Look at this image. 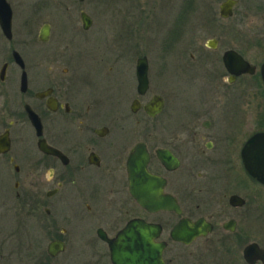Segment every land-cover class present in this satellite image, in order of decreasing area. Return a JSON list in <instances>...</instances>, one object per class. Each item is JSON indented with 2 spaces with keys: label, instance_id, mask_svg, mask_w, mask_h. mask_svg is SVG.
Returning a JSON list of instances; mask_svg holds the SVG:
<instances>
[{
  "label": "flooded vegetation",
  "instance_id": "1",
  "mask_svg": "<svg viewBox=\"0 0 264 264\" xmlns=\"http://www.w3.org/2000/svg\"><path fill=\"white\" fill-rule=\"evenodd\" d=\"M195 3L155 19L167 38L194 28ZM153 5L0 0V263L15 242L19 263L264 264V183L242 155L264 115L224 114L221 39L187 60L133 46ZM93 27L126 46L75 52Z\"/></svg>",
  "mask_w": 264,
  "mask_h": 264
},
{
  "label": "rangeland",
  "instance_id": "2",
  "mask_svg": "<svg viewBox=\"0 0 264 264\" xmlns=\"http://www.w3.org/2000/svg\"><path fill=\"white\" fill-rule=\"evenodd\" d=\"M222 1L223 0H196L192 16L194 28H188L187 32L182 31L184 33L183 35L181 33L178 37L169 39L164 32L167 27V17L170 14H176L178 9L183 8L184 0H173V3H170V1L168 2V0H153L154 5L152 8L156 11H152L153 13L148 11V13H146V15H148V17H146V26L150 33L143 38L139 37L137 40H133L132 44L133 46H140L141 49V42L143 41V46H146L148 52L160 47L173 46L176 49L174 52H178L175 56L179 57L183 54L182 59L184 60V58H186L187 60L189 59V53L187 51L191 46H194L193 43H196L197 46H201L202 48H206L205 46L208 39L213 37L221 39L224 41L222 44L224 51L227 49H235L243 54L245 59H248L258 66L256 74L252 76H240L233 83L228 82L227 79L229 74L224 66V114H258L262 117L264 115V84L260 74V66L264 62V0H240L239 4L236 5L234 9V15L223 19H210V15H212L213 12L219 16V10L221 9L220 4ZM128 4L129 3L126 2L125 4L120 3L119 5L122 8H126ZM85 7L89 8L88 3H86ZM185 8L187 9V7ZM39 13L40 15L36 23L41 19H45L47 10ZM111 16H108L109 19ZM157 17L160 19L158 21L164 23L163 25L166 24L164 30L161 29L158 22H155ZM181 20L182 16L180 18V21ZM22 25V23H19V28L24 30ZM106 32L107 34L101 35L102 33H100L98 27H93L89 32L81 35V44L75 46V52H80V50L82 51L83 49L84 51H89L91 54L97 53L98 43L95 42L97 40H101L102 44L108 40L114 43L116 41L114 46L111 44L109 45L113 47L126 46V43L120 39H117L118 41L116 39H114L115 41L112 40V38L115 37V30L113 28L112 30L108 28ZM221 47L220 49L222 50L219 52L220 56L223 52V48ZM155 52L156 51H153L152 53L154 54ZM36 57H39V51L36 53ZM87 57V54L84 55V68L94 69V65L92 64L93 60ZM94 77L97 79L96 75ZM166 85L168 86V84ZM174 87L177 88L175 84ZM180 99H182V96H180ZM261 202L264 204V195L261 196L260 203ZM9 223L8 221L7 224ZM14 245H16L15 242L5 245L4 251L2 252L4 254V262L0 264H14L17 262L13 261L15 255H13L12 258H8V254H12ZM17 264L33 263L26 260L25 263L17 262Z\"/></svg>",
  "mask_w": 264,
  "mask_h": 264
},
{
  "label": "water",
  "instance_id": "3",
  "mask_svg": "<svg viewBox=\"0 0 264 264\" xmlns=\"http://www.w3.org/2000/svg\"><path fill=\"white\" fill-rule=\"evenodd\" d=\"M237 4V0H225L220 5V13L224 18H228L233 15V7ZM10 19V18H9ZM5 23V22H2ZM85 28H88L89 19L84 16ZM11 26V19L8 23H5V29L9 30ZM210 46L212 44L210 43ZM224 66L226 70L230 73L228 80L233 82L237 76L242 74H255L257 72V65L252 64L250 61L245 59V57L235 49H228L224 52ZM143 83L144 86L148 85L147 77V62L143 63ZM260 73L264 83V62L261 64ZM162 101L158 104L160 107ZM242 155L244 159V165L249 174L264 183V132H258L253 135L244 145L242 150ZM52 247L57 248L59 246L53 245ZM152 247V246H151ZM150 247V248H151ZM155 248V247H154ZM252 247L246 249V255L250 254ZM151 254V253H150ZM264 257V252L261 253ZM148 264H159V262L152 261L151 256H149Z\"/></svg>",
  "mask_w": 264,
  "mask_h": 264
}]
</instances>
